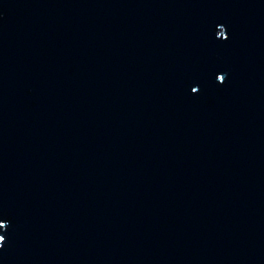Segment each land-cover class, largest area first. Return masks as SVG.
Listing matches in <instances>:
<instances>
[{
  "label": "water",
  "instance_id": "obj_1",
  "mask_svg": "<svg viewBox=\"0 0 264 264\" xmlns=\"http://www.w3.org/2000/svg\"><path fill=\"white\" fill-rule=\"evenodd\" d=\"M0 264H264V0H0Z\"/></svg>",
  "mask_w": 264,
  "mask_h": 264
}]
</instances>
